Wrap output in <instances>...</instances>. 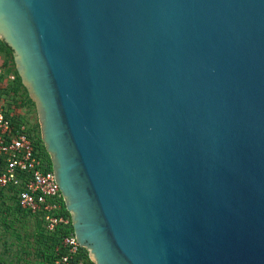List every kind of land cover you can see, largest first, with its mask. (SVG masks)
<instances>
[{"label": "water", "instance_id": "1", "mask_svg": "<svg viewBox=\"0 0 264 264\" xmlns=\"http://www.w3.org/2000/svg\"><path fill=\"white\" fill-rule=\"evenodd\" d=\"M0 38L96 264H264V0H0Z\"/></svg>", "mask_w": 264, "mask_h": 264}, {"label": "built area", "instance_id": "2", "mask_svg": "<svg viewBox=\"0 0 264 264\" xmlns=\"http://www.w3.org/2000/svg\"><path fill=\"white\" fill-rule=\"evenodd\" d=\"M4 72L5 68L0 63V76ZM8 78L14 80L15 75L9 74ZM1 161L3 168L0 172V186H15L19 205L33 214H39L44 219L47 231L53 232L59 226L71 224V218L62 213L65 201L53 169L47 170L44 167L27 124L13 122L2 96H0ZM61 247L65 252L44 264H85L82 259L77 260L82 246L74 231L62 236L57 250Z\"/></svg>", "mask_w": 264, "mask_h": 264}, {"label": "trees", "instance_id": "3", "mask_svg": "<svg viewBox=\"0 0 264 264\" xmlns=\"http://www.w3.org/2000/svg\"><path fill=\"white\" fill-rule=\"evenodd\" d=\"M0 63L5 68V72L3 75L0 76V80L8 77L9 74H14L15 79L10 80L8 82V86L1 90L0 95L9 96L12 98H18L19 96L22 97L21 104L22 106H27L28 104L35 105V102L29 96L28 89L24 86L21 76L17 70V66L14 59V53L12 48L0 38ZM9 115L12 117L14 123H26L28 126V131L30 137L33 140L34 146L36 151H38L39 156L42 158L44 167L47 170L52 169V162L49 153L46 150L44 142L42 140V134L40 131V124L39 122L31 127L25 120H23V116H12L11 113ZM3 168V162H0V172ZM16 187L15 186H8V187H1L0 186V201L10 197L12 199L13 204L9 206L10 209L14 210V213H21L24 216H32L36 220V225L38 231L35 234V253L37 255L38 264H44L47 261L53 260L54 258L58 257L59 254H63L65 251L61 247L57 250V247L60 246V242L62 240V236L70 234L73 231L72 219L71 224L66 226H59L55 231L49 232L47 231L44 219L39 214H33L31 211L22 208L19 205L18 197L16 194ZM62 213L69 216L71 218L70 212L66 209L65 204L63 205ZM79 255L77 256L78 259H82L85 264H96L90 257L89 251L82 247L79 250Z\"/></svg>", "mask_w": 264, "mask_h": 264}, {"label": "rangeland", "instance_id": "4", "mask_svg": "<svg viewBox=\"0 0 264 264\" xmlns=\"http://www.w3.org/2000/svg\"><path fill=\"white\" fill-rule=\"evenodd\" d=\"M21 99L22 97L19 96L11 100L24 110L23 120L31 127L38 122L40 124L36 105L22 106ZM12 204L10 197L0 201V264H38L34 251L36 247L34 237L38 231L36 220L32 216L14 213L13 209L9 212V206Z\"/></svg>", "mask_w": 264, "mask_h": 264}, {"label": "crops", "instance_id": "5", "mask_svg": "<svg viewBox=\"0 0 264 264\" xmlns=\"http://www.w3.org/2000/svg\"><path fill=\"white\" fill-rule=\"evenodd\" d=\"M0 59H2L1 56H0ZM8 82H9L8 77H5L4 79L0 80V92H1V90H3L5 87L8 86ZM0 96L3 97L6 108H7L8 112L11 113L12 116L16 117V115L21 116L24 114V110L22 109V107H17V104L13 103V101L11 100L12 97L5 96V95H0ZM23 108H25V107H23Z\"/></svg>", "mask_w": 264, "mask_h": 264}]
</instances>
